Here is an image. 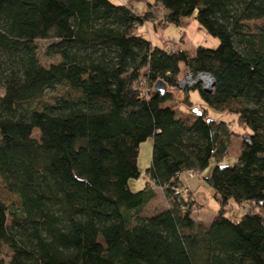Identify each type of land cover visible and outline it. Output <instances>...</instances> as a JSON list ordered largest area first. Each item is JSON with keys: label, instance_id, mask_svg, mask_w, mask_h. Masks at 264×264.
<instances>
[{"label": "trees", "instance_id": "16d2710c", "mask_svg": "<svg viewBox=\"0 0 264 264\" xmlns=\"http://www.w3.org/2000/svg\"><path fill=\"white\" fill-rule=\"evenodd\" d=\"M146 2L166 25L193 15L218 45L153 46L136 32L149 11L130 2L0 0V179L18 197H0V264H264V0ZM37 40L55 62L40 61ZM181 63L210 75L212 89L182 87ZM172 87L197 89L244 130L207 107L177 115ZM149 137L148 179L133 191ZM234 137L235 163L203 177L220 207L197 222V202L175 189L225 157ZM154 186L166 205L143 213ZM230 198L247 206L236 222L225 216Z\"/></svg>", "mask_w": 264, "mask_h": 264}, {"label": "rangeland", "instance_id": "374dc122", "mask_svg": "<svg viewBox=\"0 0 264 264\" xmlns=\"http://www.w3.org/2000/svg\"><path fill=\"white\" fill-rule=\"evenodd\" d=\"M114 3H128L135 8H137L141 13L149 11L151 19H147L144 23L139 24L136 28V32L142 34L145 38L151 40L153 46L168 48V49H185L190 53H194L197 46H205L210 48H215L219 40L217 37L209 34L205 28L198 23L193 15L183 17V22L181 26L174 24L166 25L162 19L164 15V10L157 4H152L148 6L147 0H111ZM36 45L38 47L40 61L44 65H48L51 62H55L58 58L49 59L45 57L43 51L47 45L46 40H37ZM180 75L181 81H183V86L187 85L189 75L185 74L184 66L180 64ZM210 79V77L208 76ZM202 82V81H201ZM198 82V83H201ZM208 82V79L206 80ZM205 83V82H204ZM202 84V83H201ZM182 86V87H183ZM208 88V87H207ZM172 91L173 99L168 101L175 108L177 115L181 117L193 116L195 113L201 112L203 108L207 107L202 101L199 91L197 89H188L184 91L181 87L168 88ZM212 89V86H209ZM207 117L214 120H223L228 122L235 131H243L236 121V115L230 111H220L207 107ZM33 135L38 136L37 131H34ZM241 146V139L235 137L229 147L227 155L222 159L215 161L211 159L207 168L201 171L199 174L195 173L193 177H189L188 174L184 173L182 175L184 182L190 181L191 188L193 190L194 200L197 202V207L192 213V217L195 221L209 224L212 218L216 215L217 210L220 205L214 197V189L209 186L203 179L210 175L212 169L216 164L219 166H232L235 163V158L239 152ZM152 157V139L149 137L142 141L139 145L137 166L140 172L137 178H130L128 180V186L131 190L136 191L144 187L146 180L148 179L146 175V168L149 167ZM187 185V184H186ZM187 196L192 195L191 190L187 185ZM0 197L6 204H17V195L8 192L2 180L0 179ZM192 197V196H191ZM166 205V200L163 198L162 194H158L151 202H149L143 213L152 214L154 211L160 210ZM246 204L240 205L233 198L228 200L226 204L225 216L230 218L232 221L236 222L240 219L242 214L246 210ZM264 216V209L259 210Z\"/></svg>", "mask_w": 264, "mask_h": 264}, {"label": "built area", "instance_id": "2783aa9c", "mask_svg": "<svg viewBox=\"0 0 264 264\" xmlns=\"http://www.w3.org/2000/svg\"><path fill=\"white\" fill-rule=\"evenodd\" d=\"M199 76L201 77V81H198V82H201L202 83V85L204 86V88L205 87H209V86H213V80H212V78H211V76L210 75H208V74H206V73H200V74H198V75H196V76H192V75H189V78H188V80L190 81V82H187V84L188 85H193V84H195V81L199 78ZM203 76H206V77H210V80H208V82H206L205 80H203ZM205 82V83H204ZM197 83V82H196ZM183 81H180V85L181 86H183ZM212 84V85H211ZM195 174L194 173H192V172H189L188 173V176L189 177H193ZM187 185L185 184V185H183V186H180V187H178V188H176L175 189V193L176 194H179V195H181L182 196V198H187L188 196H187Z\"/></svg>", "mask_w": 264, "mask_h": 264}, {"label": "crops", "instance_id": "0c3cea01", "mask_svg": "<svg viewBox=\"0 0 264 264\" xmlns=\"http://www.w3.org/2000/svg\"><path fill=\"white\" fill-rule=\"evenodd\" d=\"M235 138V137H234ZM234 138H232V140L234 139ZM232 140H231V142H232ZM230 147V146H229ZM228 150H229V148H228ZM228 152V151H227ZM185 184H187L188 185V187H189V189L191 190V196H192V198L194 199V195H193V190H192V188H191V184H190V181H186V183ZM154 190H155V193H156V196L158 195V194H162L163 195V198H165V196H164V194H163V192H162V189L161 188H159V187H157V186H154ZM166 200V199H165Z\"/></svg>", "mask_w": 264, "mask_h": 264}, {"label": "water", "instance_id": "95a60500", "mask_svg": "<svg viewBox=\"0 0 264 264\" xmlns=\"http://www.w3.org/2000/svg\"><path fill=\"white\" fill-rule=\"evenodd\" d=\"M201 80H202V79H201V77L199 76V78L195 81V83L198 82V81H201ZM212 83H213V82H212ZM211 85H212V84H211ZM157 88L163 90V89H164V86L162 85L161 82H158V83H157ZM205 90H210V89H209V87H208V88L205 87Z\"/></svg>", "mask_w": 264, "mask_h": 264}, {"label": "bare ground", "instance_id": "6f19581e", "mask_svg": "<svg viewBox=\"0 0 264 264\" xmlns=\"http://www.w3.org/2000/svg\"><path fill=\"white\" fill-rule=\"evenodd\" d=\"M202 78H203V80H205V81H206L207 79L210 80V79H209L208 77H206V76H203Z\"/></svg>", "mask_w": 264, "mask_h": 264}]
</instances>
